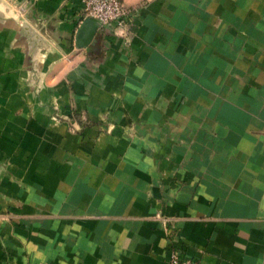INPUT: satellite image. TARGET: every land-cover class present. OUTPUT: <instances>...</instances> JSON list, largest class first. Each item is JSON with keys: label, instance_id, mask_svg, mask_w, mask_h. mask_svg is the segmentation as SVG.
Segmentation results:
<instances>
[{"label": "crops", "instance_id": "1", "mask_svg": "<svg viewBox=\"0 0 264 264\" xmlns=\"http://www.w3.org/2000/svg\"><path fill=\"white\" fill-rule=\"evenodd\" d=\"M0 0V264H264V0Z\"/></svg>", "mask_w": 264, "mask_h": 264}, {"label": "built area", "instance_id": "2", "mask_svg": "<svg viewBox=\"0 0 264 264\" xmlns=\"http://www.w3.org/2000/svg\"><path fill=\"white\" fill-rule=\"evenodd\" d=\"M80 2L79 23L91 19L97 29L106 26L123 27L133 18V11L121 0H80ZM169 264H197V262L183 257L178 250H173L169 256Z\"/></svg>", "mask_w": 264, "mask_h": 264}, {"label": "water", "instance_id": "3", "mask_svg": "<svg viewBox=\"0 0 264 264\" xmlns=\"http://www.w3.org/2000/svg\"><path fill=\"white\" fill-rule=\"evenodd\" d=\"M96 29L97 26L93 20H83L75 36L77 47H85L91 41Z\"/></svg>", "mask_w": 264, "mask_h": 264}]
</instances>
